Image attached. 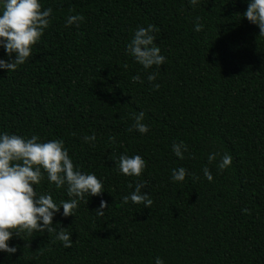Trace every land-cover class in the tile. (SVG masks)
<instances>
[{
	"label": "trees",
	"instance_id": "obj_1",
	"mask_svg": "<svg viewBox=\"0 0 264 264\" xmlns=\"http://www.w3.org/2000/svg\"><path fill=\"white\" fill-rule=\"evenodd\" d=\"M40 2L52 9L49 26L23 64L0 70V132L62 139L74 167L95 174L105 191L78 201L73 216L54 215L70 247L55 233L22 231L8 241L16 252H0V262L264 264V36L243 16L247 0ZM76 13L84 20L66 26ZM148 24L165 61L144 69L125 46ZM0 58L8 59L2 47ZM151 72L158 89L146 79ZM138 112L144 134L131 127ZM173 142L187 146L183 159ZM209 153L219 155L209 163ZM225 153L232 161L220 170ZM121 154L145 160L139 177L119 172ZM177 167L186 169L182 182L169 178ZM140 180L150 208L121 202ZM34 190L58 205L69 199L46 175Z\"/></svg>",
	"mask_w": 264,
	"mask_h": 264
},
{
	"label": "clouds",
	"instance_id": "obj_2",
	"mask_svg": "<svg viewBox=\"0 0 264 264\" xmlns=\"http://www.w3.org/2000/svg\"><path fill=\"white\" fill-rule=\"evenodd\" d=\"M189 5H197L198 0H188ZM51 8H43L40 0H0V47L3 48L7 60L0 58V70L7 73L14 71L23 64L32 52V46L41 38L44 30L49 26ZM247 20L258 26L259 35L264 36V0H247V8L243 12ZM84 20L80 13L70 14L65 18V25L79 26ZM197 16L194 22V31L203 27ZM154 26L137 27L130 41L125 46V52L144 69L152 66H161L165 57L161 54L159 46L154 43ZM14 54V58H13ZM127 65H125L126 67ZM132 80L139 81V76H132ZM153 89H158L156 73L151 72L146 76ZM144 113L138 112L134 116L132 128L141 134L148 131V125L142 122ZM131 130V129H129ZM85 143L95 141V135H85ZM173 154L183 159L187 146L183 143L173 142ZM219 153H209L207 160L211 163ZM231 155L225 153L217 161L220 170L230 166ZM119 172L125 176L139 177L145 169V160L138 154L128 156L121 154L118 158ZM206 179L211 180L209 169L202 168ZM46 175L47 181L54 183L56 189L64 187L69 199L61 200L59 205L50 194L38 195L34 185ZM186 175L184 167L171 170L170 180L182 182ZM145 181L135 183L128 194L121 197L122 203L131 201L134 204H143L150 208L153 201L148 192L142 191ZM132 187V185H129ZM104 190L103 182L93 173H84L79 165L74 167L68 149L62 139H50L41 142L36 134L24 138L17 134L0 132V252L11 255L16 252V246L8 241L15 233L31 234L33 232L55 233V238L68 248L72 244L70 234L64 231L59 222L53 224L54 215L60 211L62 216H73L78 207V201L85 196H98ZM105 201L100 200L97 215H103ZM56 225H59L57 229ZM3 264V262H0ZM154 264H164L161 257L154 259Z\"/></svg>",
	"mask_w": 264,
	"mask_h": 264
}]
</instances>
